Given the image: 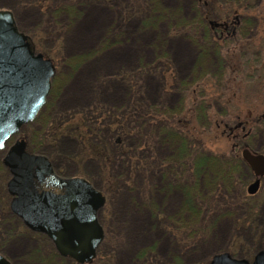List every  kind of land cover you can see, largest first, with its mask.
Here are the masks:
<instances>
[{
    "label": "rangeland",
    "instance_id": "obj_1",
    "mask_svg": "<svg viewBox=\"0 0 264 264\" xmlns=\"http://www.w3.org/2000/svg\"><path fill=\"white\" fill-rule=\"evenodd\" d=\"M39 1L0 0V8L14 13L18 29L30 36L36 51L54 63L38 121L71 119L75 126L79 117L78 125L93 127L91 139L105 145L110 159L103 171L95 160H85L91 150L83 148L72 132L51 145L46 142L48 149L39 154L48 158L59 175L85 178L102 191L105 202L97 219L103 237L94 259L77 263L60 256L47 236L12 216L6 190L10 175L2 163L6 147L0 150V254L13 264H208L211 255L227 251L230 242L239 239L234 248L251 259L252 251L264 247V176L254 194L252 218L244 225L239 224L242 204L234 193L221 191L223 195L210 197L203 178L197 189L204 198L201 211L213 203V212L179 215L186 197L177 185L192 183L195 175L185 159L181 164L171 159L178 147L165 140L160 130L180 118L192 98L189 89L204 92L201 81L211 83L207 89L217 99L216 119L232 124L238 117H258L264 112V0H249L252 6L245 10L260 19H249L253 25L247 37L239 36L236 44H215L224 59L219 64L217 54L209 53L213 47H207L201 40L203 32L197 31L199 13L191 7L193 0ZM205 6L224 13L216 1L208 0ZM236 15L231 13V19H237ZM223 18L215 21L226 22ZM196 32L199 39L193 36ZM202 46L208 50L199 51ZM256 57L262 61L258 63ZM116 116L122 128L108 124ZM200 123L199 131L204 133L199 138L204 140L212 129L204 127V117ZM242 130L248 133L245 139L250 148L261 152L264 133ZM35 135L33 141L38 142ZM19 137L27 149L21 129L14 138ZM223 141L212 145V155L227 148ZM108 173L110 188L105 186ZM251 176L243 180L245 191ZM180 217L197 230L205 227L202 236L187 234L189 226L178 230Z\"/></svg>",
    "mask_w": 264,
    "mask_h": 264
},
{
    "label": "water",
    "instance_id": "obj_2",
    "mask_svg": "<svg viewBox=\"0 0 264 264\" xmlns=\"http://www.w3.org/2000/svg\"><path fill=\"white\" fill-rule=\"evenodd\" d=\"M54 72L51 59L35 51L30 36L17 28L12 11L0 8V149L22 124L34 119ZM241 157L256 176L246 186L253 194L264 173V155L244 146ZM2 163L10 174L9 209L27 228L44 233L60 255L90 262L103 237L97 219L105 202L102 191L85 178L56 174L45 155L25 149L23 138L8 145ZM0 264L12 263L0 254ZM208 264H264V248L251 260L218 252Z\"/></svg>",
    "mask_w": 264,
    "mask_h": 264
},
{
    "label": "trees",
    "instance_id": "obj_3",
    "mask_svg": "<svg viewBox=\"0 0 264 264\" xmlns=\"http://www.w3.org/2000/svg\"><path fill=\"white\" fill-rule=\"evenodd\" d=\"M42 1L46 3V0H40L39 3H42ZM207 1L208 0H193V5L191 7L199 13L196 27H198V32H203L204 38H201V40L208 44L207 47H213L209 49V53L214 51L217 54L219 58L217 57L216 61H218L217 63L219 64V61L222 60V62H224V59H222L221 55L219 56L217 53L216 49L218 48H216L215 44L227 41L234 42V44L238 43L237 40L240 38L239 36L245 35L247 37V34L250 33V26L252 23L249 19L252 18L254 20H258L260 17L255 15V13L253 15L252 13L249 14V12L245 10L246 8L252 6L249 3V0H213L217 2L218 6H223L221 7L222 10L224 9L223 14H219L218 11L213 10L212 8L210 9V7L207 8V5L205 6ZM51 5L54 7L58 5V3L55 4L52 2ZM45 7H47V5H45ZM143 7L147 8V6L144 5ZM257 12H259V10ZM124 13L128 17L131 16L129 11H125ZM231 13H238L239 15H236L237 19L232 20L230 17ZM132 15H134L133 12ZM222 17L224 18L221 20H225L226 22L215 21ZM259 22L261 21L259 20ZM217 32L219 34H217ZM193 36L194 38L197 37V39L200 38L197 32ZM251 39L255 40L254 36H252ZM202 47L203 48L199 47V51H205L204 49L208 50L207 47ZM245 51L246 49L240 50L241 53ZM256 60L258 63L262 61V59L258 57H256ZM164 70L166 72L167 68L164 67ZM171 73L170 77H172L170 79L172 81L173 75ZM200 84L204 88V92H196V89H189L190 96H192V98L189 101V105L183 106L180 111V118L170 121L166 128L160 130L163 133L165 140L168 142L171 141L173 145L176 144L175 147H178L176 154L174 153L177 158L174 157L173 154L171 159L173 161L176 160L180 164L181 160L185 159V162L189 165V171H191V173L193 172V175H195L192 183L184 186L179 182L177 185L186 197L184 203L182 204V211L179 210V215L182 212L190 215L199 213L208 216V214L213 212V207L215 206L213 203L208 209L205 208L203 213L201 211L200 203L204 204V198H202V195H199L200 193L197 189L201 185L199 184L200 179L203 178L202 185L211 190L210 197L217 196V194L221 195V191L234 193L236 201L240 200L239 203L242 204V215L239 219V224L244 225L245 223H248L250 218H252V209H254L255 203L253 200L254 194L250 195L244 189L243 180H245V178H249L252 172L239 155V150L243 145L250 147L249 141L245 139V136L248 133L244 132L242 129H250L252 131L251 133L255 130L256 132L262 131L264 133V112L259 113L258 117L246 115L242 119L235 115V118L238 117V119L234 120L235 122L232 124L227 123L222 119H216L214 117L216 111L213 106L217 103V99L213 96L212 92L209 91L210 89H207L211 87V83L201 81ZM39 114L40 113L38 112L31 122L22 125L20 128L27 139V149L29 151L45 153L46 149H48V144L51 145L53 141L57 140V138L65 135L68 136V134L72 132L79 138L80 143L83 144V148L91 150V153L89 151L86 155H84L86 156L85 160H95L97 165L99 164L101 167V171L107 169V160L110 159V156L107 155L104 144H96L91 139L90 133L93 130L92 126H86V123L83 125V122L78 125V122L81 121L79 117L76 119L77 125L75 126L72 125L75 123L73 120L71 121V119L59 122L63 123V125L59 124L56 119H50L42 122L43 120L38 121ZM203 117L206 122L204 127L211 126L212 129L209 134L204 136V140L199 138L200 134L204 133V131H199L201 130L200 124H203L200 123V120ZM108 124H117L116 126L120 128L123 127L122 120H120L117 116L116 118L108 121ZM35 131L38 132L37 135H35ZM34 135L39 137L38 142L33 141ZM217 141H223L226 143L227 148L217 152L218 154L215 156L210 152H213L212 145L217 143ZM46 142L49 143L45 146ZM205 150L206 152H204ZM261 152L264 154V149L261 150ZM136 162H139V158H136ZM105 176L107 177V182L109 183L105 186L106 188H110L112 185V177L109 173L108 175L105 174ZM196 193H198V195ZM3 214L6 215V211H4ZM11 215L15 216L12 213ZM191 225L192 224L190 223H182L180 217V224L179 226H176V228L178 230H184L186 226H189L190 229L192 227ZM204 228L197 230L196 227H192L191 231L187 234L194 236V238L201 237ZM178 230L175 229L176 232ZM237 237L239 236L237 235ZM242 238L243 237H241V239ZM243 239L245 240V238ZM238 241L239 239L236 242H230L231 246H229L226 250L234 256L243 257L244 253H238V248H234V246L238 247ZM251 253L253 255L254 251Z\"/></svg>",
    "mask_w": 264,
    "mask_h": 264
},
{
    "label": "flooded vegetation",
    "instance_id": "obj_4",
    "mask_svg": "<svg viewBox=\"0 0 264 264\" xmlns=\"http://www.w3.org/2000/svg\"><path fill=\"white\" fill-rule=\"evenodd\" d=\"M224 28H225V26H224ZM253 179H254V176H253ZM262 182V178H260V183Z\"/></svg>",
    "mask_w": 264,
    "mask_h": 264
},
{
    "label": "bare ground",
    "instance_id": "obj_5",
    "mask_svg": "<svg viewBox=\"0 0 264 264\" xmlns=\"http://www.w3.org/2000/svg\"><path fill=\"white\" fill-rule=\"evenodd\" d=\"M93 12V11H92ZM182 63H183V60H182ZM244 258V257H243Z\"/></svg>",
    "mask_w": 264,
    "mask_h": 264
}]
</instances>
